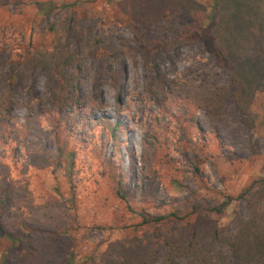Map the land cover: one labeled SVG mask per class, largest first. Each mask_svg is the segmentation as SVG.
<instances>
[{
    "label": "rangeland",
    "instance_id": "rangeland-1",
    "mask_svg": "<svg viewBox=\"0 0 264 264\" xmlns=\"http://www.w3.org/2000/svg\"><path fill=\"white\" fill-rule=\"evenodd\" d=\"M214 1L0 0V264L231 263L264 93L199 40Z\"/></svg>",
    "mask_w": 264,
    "mask_h": 264
},
{
    "label": "trees",
    "instance_id": "trees-1",
    "mask_svg": "<svg viewBox=\"0 0 264 264\" xmlns=\"http://www.w3.org/2000/svg\"><path fill=\"white\" fill-rule=\"evenodd\" d=\"M259 2L215 0L211 25L199 37L218 64L230 71L236 86L233 98L244 106L256 91L264 93V0H261L260 5ZM244 5L249 7L246 14L253 19L251 22L240 18L239 14L245 13ZM249 28L258 32L246 34ZM260 187L254 194H250L253 197L250 200L249 217L241 219L236 235L228 238V247L232 253L230 264H264V185ZM250 191L248 189L244 193L249 194ZM241 196L245 197L243 194ZM227 204H221L215 211L221 213ZM210 261V257L202 255L198 264H211ZM173 262L170 257L166 264Z\"/></svg>",
    "mask_w": 264,
    "mask_h": 264
}]
</instances>
